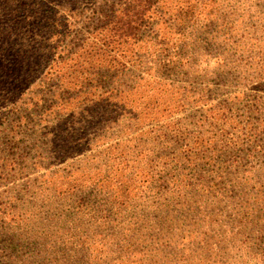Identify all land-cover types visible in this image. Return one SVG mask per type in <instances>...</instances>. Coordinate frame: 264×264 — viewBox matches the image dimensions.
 <instances>
[{"label":"trees","instance_id":"16d2710c","mask_svg":"<svg viewBox=\"0 0 264 264\" xmlns=\"http://www.w3.org/2000/svg\"><path fill=\"white\" fill-rule=\"evenodd\" d=\"M17 5L15 31L0 32V144L32 141L66 160L86 146L94 149V141L109 142L89 157L90 176L66 166L60 178L47 177L53 184L47 196L44 189L35 194L36 210L52 213L47 221L54 232L48 229L32 264L43 258L112 264L106 258L116 252L104 254L103 246L127 239H121V217L128 201L147 192L165 199L169 184L170 194L192 187V205L216 210L212 199H228L225 207L234 210L241 180L233 176L242 155L264 159V0ZM184 82L190 91L178 86ZM228 86L232 93L218 98ZM188 106L198 108L184 120L163 123ZM61 179L65 186L57 185ZM177 198V207L143 217L155 224L154 247L162 246L158 235L165 215L178 210ZM102 229L108 234L100 235ZM257 243L264 246V237ZM5 257L0 254V264Z\"/></svg>","mask_w":264,"mask_h":264},{"label":"rangeland","instance_id":"374dc122","mask_svg":"<svg viewBox=\"0 0 264 264\" xmlns=\"http://www.w3.org/2000/svg\"><path fill=\"white\" fill-rule=\"evenodd\" d=\"M18 1L0 0L1 33L15 31L13 24H15L16 12L18 14L20 11L18 5L16 8ZM185 82L189 83L192 90V80ZM185 82L178 86L184 85L189 89ZM200 86L202 88L203 84L199 83L197 88ZM230 87H226L225 93L218 98L228 97L232 93ZM189 96L192 97V93ZM176 98L180 97L175 96L174 100ZM196 108L198 107H184L182 112L166 118L163 123L172 118L184 120L185 115H192ZM2 110L3 107H0V112ZM105 142L94 141L92 142L93 147L96 146L94 149L86 146L78 151V155L69 156L66 160L67 156L61 159L59 154L48 153L41 145L33 144L32 141L14 148L0 144V206L4 205L6 208L2 212L0 210V254L6 256L1 259L4 264H9L10 261L12 264H32L31 261H37L38 254L43 252L40 253L38 246L48 238V229L52 233L54 230L49 227L51 224L47 221V216L51 217L52 213L36 210L38 198L35 194L44 189L43 195L47 196L46 187L53 185L50 180L49 183L46 182L47 177L56 175L60 178L62 174L60 169L66 166H69L68 171L73 174L90 176L88 174H92L95 167L91 169L89 160L93 159L89 157H95L101 149L108 148L109 142ZM242 156L239 172L233 176L238 181L241 180L238 187L239 197L234 200L233 211H228L225 207L229 202L228 199L221 202L212 199L216 210L205 209L197 204L192 205V187L189 190L178 187L176 192L170 194L172 187L169 184L167 185L169 192L165 199L147 192L146 195L128 201L130 206L128 205L126 214L121 217L123 223L121 239H127L113 240L103 246L104 254L112 249L116 252L114 254L109 252L107 261L115 264L119 262L116 259L118 258L121 264H264V256L259 255H264V246H256L257 239L260 236L264 237V159ZM190 176L192 177V174ZM56 183L63 184L64 181H56ZM177 185L178 182L175 186ZM91 188L93 187L90 185L87 191L93 190ZM177 196L182 198L178 202V210L164 216L166 222L162 234L158 235L162 246L154 247L159 241L150 239L149 236L153 235L152 228L155 224L150 223L149 220L143 221V217L156 208L177 207L175 203ZM187 206H196L197 210L192 212L189 210L191 207ZM132 209L135 211L132 212ZM42 214H45V218L39 217L43 216ZM208 218L213 221L208 228L203 229L208 223ZM159 222L155 221L156 224ZM65 228L68 227L61 229L60 233H63ZM29 229L33 230L32 234ZM107 234L105 229L100 232V235ZM131 248L134 255L131 254ZM118 250L122 251L118 252ZM7 254L13 256L8 262ZM44 259L46 258H43L41 264H70L69 261L49 262ZM56 259L57 257L54 258Z\"/></svg>","mask_w":264,"mask_h":264}]
</instances>
